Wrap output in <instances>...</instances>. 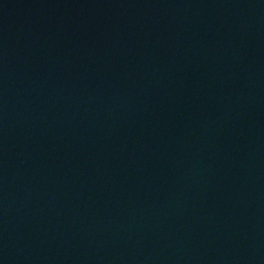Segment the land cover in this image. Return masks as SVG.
I'll return each mask as SVG.
<instances>
[{"label":"water","instance_id":"obj_1","mask_svg":"<svg viewBox=\"0 0 264 264\" xmlns=\"http://www.w3.org/2000/svg\"><path fill=\"white\" fill-rule=\"evenodd\" d=\"M0 264H264V0H0Z\"/></svg>","mask_w":264,"mask_h":264}]
</instances>
